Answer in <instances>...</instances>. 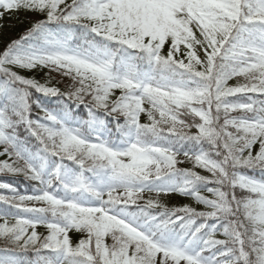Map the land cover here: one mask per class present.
I'll return each mask as SVG.
<instances>
[{
  "label": "snow or ice",
  "instance_id": "6c2138e0",
  "mask_svg": "<svg viewBox=\"0 0 264 264\" xmlns=\"http://www.w3.org/2000/svg\"><path fill=\"white\" fill-rule=\"evenodd\" d=\"M20 11L0 174L36 187L0 181V264H264V0H0Z\"/></svg>",
  "mask_w": 264,
  "mask_h": 264
},
{
  "label": "trees",
  "instance_id": "16d2710c",
  "mask_svg": "<svg viewBox=\"0 0 264 264\" xmlns=\"http://www.w3.org/2000/svg\"><path fill=\"white\" fill-rule=\"evenodd\" d=\"M8 20L10 22H12L9 25H6V28L8 29L9 32H11L12 34H14V36L16 38H18V36L24 31L26 30V28L29 26L28 23H26L23 18L20 16L19 12L14 13L12 15H9ZM25 75H31V76H35L37 79H39L41 82H44L47 79V70L45 71H41V72H35V73H24ZM52 83L55 84L56 83V79L54 78L52 80ZM59 87H61V85H58ZM62 88V87H61ZM63 89V88H62ZM34 98H40L43 100L42 97L39 96V94L34 93ZM46 106H48L47 101L44 100L43 101ZM39 113V109H33V117L35 118V116ZM42 114V113H40ZM78 116H84L85 115V110L83 108L80 109V111L77 113ZM142 120L145 119L144 116L141 117ZM4 157H0V159H3ZM0 181H4V182H8V183H12L21 193H31L33 192L34 188L36 187L35 182L32 181H27L24 179L23 176H15L13 177L10 174H0ZM3 194H9V193H3ZM181 201L182 203H180L179 205H182L183 203H188V204H192L195 207H202L200 205H196L194 203L193 200H191L190 198H184L181 197L179 195H176ZM177 205V206H179ZM5 207L0 204V211H2ZM2 243H0V247H2Z\"/></svg>",
  "mask_w": 264,
  "mask_h": 264
},
{
  "label": "rangeland",
  "instance_id": "374dc122",
  "mask_svg": "<svg viewBox=\"0 0 264 264\" xmlns=\"http://www.w3.org/2000/svg\"><path fill=\"white\" fill-rule=\"evenodd\" d=\"M20 16L23 18V20L28 23L29 25V21L30 20H33V19H36L38 17H36L34 14L32 13H29V12H25V11H20L19 12ZM9 18V15H6L2 21H0V24H2L3 26L0 27V49H2L5 45L6 42H8L10 39H13V38H16L14 36V34H12L11 32L8 31V29L6 28V25H9L11 24L12 22H10L8 20ZM53 77L58 80L59 79V76L56 75L55 73L52 74ZM67 81H63L60 85L62 88H64L66 85H67ZM189 165L188 164H183L181 165V167H188ZM198 171H202L200 169H197ZM203 174H207V173H203ZM149 194L148 193H145V197L147 198ZM162 199L165 200L166 203L169 204V206H177L179 205L180 203H182V201L176 196V195H169L168 197H161ZM184 204V203H183ZM3 205V204H2ZM4 207H6L5 205H3ZM39 232L41 233H45L46 232V229L43 228V227H40L38 229ZM70 236L73 240V242H77L81 237H80V234L73 231L70 233ZM111 242V241H109Z\"/></svg>",
  "mask_w": 264,
  "mask_h": 264
}]
</instances>
